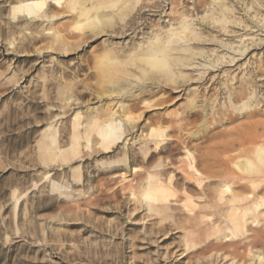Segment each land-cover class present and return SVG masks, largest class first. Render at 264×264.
Segmentation results:
<instances>
[{
  "label": "rangeland",
  "instance_id": "374dc122",
  "mask_svg": "<svg viewBox=\"0 0 264 264\" xmlns=\"http://www.w3.org/2000/svg\"><path fill=\"white\" fill-rule=\"evenodd\" d=\"M17 1L0 0V264H225L208 250L198 256V261L192 259L193 253L182 257V223L178 212L168 210L165 213L174 217L162 220L160 217L165 213L148 211L153 204L144 199L148 192L144 179L155 164L161 163L164 180L172 172L168 166L177 163L185 150L192 153L203 173L211 177L217 172L211 163H228L225 162L228 157L242 150L237 142L241 134L236 132L247 131L248 124L255 121L264 125V94L257 95L260 108L256 116L246 114L244 118L224 119L221 123L218 115L209 116L203 123L200 117L195 121L191 117L178 124L177 119L190 112L183 96L185 86L167 82L162 73L139 63L137 58L132 63L143 69L137 71L138 79L132 88L122 91L120 96L112 94L110 85L131 64L123 57L137 50L138 39L128 43H125L128 37L123 41L116 38L104 41L100 34L84 40L83 46L71 51L78 41L72 28L73 19L27 24L18 15L10 20V7ZM186 1L189 0H184L185 5ZM167 3L143 0L141 7L162 4L166 9ZM237 5L233 9L240 26L227 30L235 31L234 35L210 23L196 27L200 29L201 39L194 42V49L203 53L194 56L191 62L198 65L215 60L226 52L220 48L223 44L241 46L238 42L241 38L234 36L245 35V45L250 44L251 37L263 40L246 57L260 54L253 57L258 70L247 68V83L261 94L264 93V28L260 26L264 24V0L253 1L248 13L244 12V5ZM178 6L186 12L182 4ZM48 9L60 11L54 6ZM144 14L148 18L152 12ZM258 22H261L259 28ZM55 30L65 38L66 47L72 42L67 52H63L64 44L59 46L54 40ZM145 32L148 33V28ZM114 55L123 62L122 66L108 64L106 57ZM187 69L186 66L183 74L192 77L196 74ZM243 72L245 76L246 71ZM156 80L159 85L154 87L152 83ZM203 83L206 82L197 85L202 88ZM213 86L204 96L214 100L216 95V100L219 99L216 103L222 104L226 95L220 90L217 95ZM116 102L124 103L127 114L136 122V139H147L153 129L161 130L162 138L159 141L155 138L157 146L154 142L142 149L141 145H129L126 164L115 163L122 155L121 145L106 154L93 147L86 151L83 146V153L76 161L82 175L78 184L73 181L68 165L60 162L42 165L36 142L44 127L51 124L57 131L59 145L65 146L74 114H85L87 107L100 112L107 105L113 108ZM185 122L190 124L182 130ZM262 132L260 128L257 133ZM223 146L227 152L222 151ZM121 173H125L122 178ZM175 176L178 191L183 181ZM261 246L257 244L258 248ZM239 254L243 261H251L245 251L240 250Z\"/></svg>",
  "mask_w": 264,
  "mask_h": 264
},
{
  "label": "bare ground",
  "instance_id": "6f19581e",
  "mask_svg": "<svg viewBox=\"0 0 264 264\" xmlns=\"http://www.w3.org/2000/svg\"><path fill=\"white\" fill-rule=\"evenodd\" d=\"M166 1H168V7L164 9L162 4H160L161 8L159 5L141 7L143 0H18L11 5L9 16L10 20H15L20 15L28 22L27 24L30 21L51 23L70 17L74 21L72 28L78 35V41L73 42L75 44L72 45L71 51H76L83 46L84 40L93 39L100 34L105 37L104 41L111 38L123 41L125 37H128L125 42L128 43L132 39H138L137 50L123 57V60H128L131 64L120 72L119 80L116 79L117 82L110 85L112 94L120 96L122 91L132 88L133 83L138 79L137 71L143 69L132 63L133 58H137L139 63L146 64L150 69L162 73L167 82L185 86L183 96L190 106V112L176 118L178 124L191 117L194 121L200 117V122L203 123L208 121L209 116L218 115V122L221 123L224 119L227 121L239 116L244 118L246 114L256 116L260 108L257 95L263 96L264 93L260 94L259 90L256 92V88L247 83V68L258 70L259 66L253 57L260 54L251 55L248 59L246 57L251 49L260 47L263 40L251 37L250 44L245 45L243 40L245 35L234 36L241 38L238 41L241 46L233 47L231 44H223L220 48L226 52L218 55L215 60L198 65L191 62L194 56L203 53L202 51L197 53L194 49L198 43L196 41L201 39V32H198L200 29L198 30L197 26L203 27L210 23L227 34L234 35L235 31L227 30L237 29L234 25L240 26L241 22L237 24L238 20L233 7L241 3V6L244 5V12L248 13L255 0H206L207 2L189 0L186 1V5L184 0ZM181 4L187 13L188 11L191 13L180 11L178 5ZM202 4L205 6L199 9ZM50 6L60 11L52 12L48 9ZM138 7L139 10L133 12ZM148 11L152 14H149L147 18L144 13ZM259 23L261 22L256 25L258 28ZM147 28L148 33L145 32ZM260 28H264V24ZM52 35L59 46L60 43L64 44V50H61L67 52L68 45L72 42L66 47L65 38L58 31L55 30ZM146 35L150 36L146 38ZM227 53L233 55L226 56ZM106 58L108 64L123 65L116 55ZM239 62L241 63L238 65ZM186 66L189 68L187 70L196 72L193 77L191 74H183ZM243 71H246L245 76ZM206 73L213 74L208 77ZM202 82L206 83H203L201 88V85L197 84ZM158 85V80L152 83L154 87ZM212 85L215 86V88L213 86L215 93L219 90L224 91L226 97L223 103L221 101L222 104L216 103L219 100H216V95L214 100L204 96L207 89L211 90ZM217 85H219L218 89ZM126 111L124 103L116 102L113 108L107 105L100 112L95 107H87L85 114L79 112L74 114L70 119L71 131L65 146L59 145L56 129L51 124L47 125L41 130L40 139L36 142L40 162L47 166L56 162L68 165L73 181L78 184L82 175L80 165H76V161L83 153V146L86 151L93 147L102 151V154H106L121 145L122 155L115 162L121 164H126L129 145H141L140 149H142L154 142L157 146L155 138L158 141L162 138L161 130L153 129L154 132L151 131V136L147 139H136L134 136L136 122ZM189 124L185 122L182 130H185V125ZM263 126L259 121H255L248 124L249 132H236L241 134L237 142L242 150L239 154L228 157L225 160L228 163H211L217 170V172L214 170L216 173L211 177L203 173L200 164L188 150L179 156L177 163L168 166L172 172L164 180L160 174L161 169H164L161 163L155 164L146 173L144 182L148 183V192L144 194V199L153 204L148 211L157 214L168 210L178 212L182 223L180 226L184 249L182 257L193 253L192 259L198 261V256L208 250L214 252L213 254L225 264L264 262ZM260 128L263 132L259 135L257 132ZM166 140L172 141L171 138ZM226 150L227 147L223 146L222 151L227 152ZM145 154H148L147 149ZM124 174L121 173L119 177L122 178ZM175 175L183 181L178 191L175 188ZM130 183L128 186L131 189L132 181ZM130 197L134 199V193H131ZM13 198H15L14 194ZM17 204L18 200L15 201V206ZM172 217L174 216L165 213L160 218L165 220ZM257 244L263 247L258 248ZM240 250L248 253L250 262L242 260Z\"/></svg>",
  "mask_w": 264,
  "mask_h": 264
}]
</instances>
